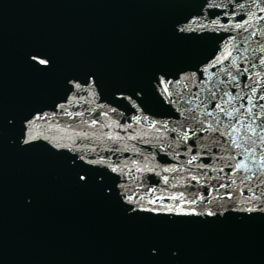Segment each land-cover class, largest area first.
<instances>
[{
	"label": "snow or ice",
	"instance_id": "6c2138e0",
	"mask_svg": "<svg viewBox=\"0 0 264 264\" xmlns=\"http://www.w3.org/2000/svg\"><path fill=\"white\" fill-rule=\"evenodd\" d=\"M209 9H221L222 16L227 19L221 21V14H215L217 18L210 19L207 14ZM194 22H196L195 26H193ZM262 22H264V0H227V2L202 0L194 13L189 11L178 14L171 21V30L175 37L182 40L216 39L219 42L213 44L211 53L196 63L175 68H160L152 73L150 81L152 99L161 107L165 104L172 105L182 119L156 120L148 115L132 117L138 122L147 121L150 128L165 135L176 133L175 136L168 137L171 142L167 144V147L172 148V143H175L176 148L183 147L184 155L191 154L185 162L187 166L208 168L219 173H224L226 168L230 169L232 174L250 173L244 177V180L252 181L255 178L259 181L257 187L264 184V77L261 76L264 71V23ZM218 32L234 34L224 37L210 35V33ZM257 37H259L255 40L257 47L251 49L252 58L242 55L250 51V48L245 45H249L250 41ZM22 56L24 67L33 76L38 78L60 76V89L51 98L50 103L39 106L38 103L32 104L23 111L0 108V130H10L8 143L12 147L25 153L39 149L52 157L62 158L66 167L72 170L77 187L86 189L95 185L102 197L114 202L126 217L176 224L205 225L226 220L232 212L244 213L239 217L243 221L264 218V193L258 196L251 187L247 188V191L251 193L250 198L242 202L246 205L245 207L236 206L239 202L235 201L231 192H226L225 195L233 200V207L228 208L223 203H218L215 208H210L206 205L213 201L207 200L204 194L189 199L185 191L172 192L168 196L153 195L148 198L146 204L137 197L133 206L135 194H129L125 185L117 184L115 177L110 175V173H116L122 177L123 167L118 162L108 163L104 157L90 159L87 155H78L80 149L76 146V142L72 140L70 143H63V138L54 134V129H59L61 125L54 124L50 119L57 116L82 117L83 112L74 113L69 111V107H75L79 101L88 103V96L95 99L104 93L100 72L88 69L72 74H61L57 55L50 47L43 44L29 46ZM243 64L247 66L242 67ZM218 65L221 66L219 71L229 79L227 81L220 79L219 84L216 85L212 83L216 72L211 71V74H208ZM257 68L260 70L255 73L250 72V69ZM225 83L240 91L233 92L231 89L220 88V85ZM201 85H208V87L201 88ZM201 91L206 93L203 99L200 96ZM133 96H136L140 102L137 103ZM109 98L111 104H121L126 99L132 107L141 113L144 112L141 108V104L146 100L143 89H133L131 94L128 93V88L113 89L109 95L105 96V99ZM193 101L196 103L193 104ZM111 104H98L96 107H107L108 111L102 114L108 116L109 111H118L117 108L111 107ZM49 109L51 111H48ZM57 109L59 112L56 111ZM256 109L259 111L257 112ZM89 111H95V109H89ZM90 123L97 124L99 121L92 119ZM170 123H174L175 126L170 127ZM157 125L161 127H156ZM124 127L128 128L131 125ZM200 132H206L208 135L200 136ZM84 137H87V133H84ZM193 137L195 141L189 143ZM129 138L143 139L137 136ZM107 139L115 142L120 137L119 135L108 136ZM203 140L208 143H200ZM159 146L161 149L165 147L163 143ZM197 147L199 151L193 152V149ZM214 148L219 151L214 152ZM120 150L117 148L114 151ZM134 151L143 156L139 148H134ZM173 154V158L180 155L175 152V149ZM202 156L215 160V165L205 162L194 164L201 161ZM143 158L145 161L149 160L147 156ZM132 162L138 165V161ZM97 166L106 170L100 171ZM159 167V164L154 167L145 165L144 168L137 166V171L155 172L157 176H160L161 173L156 171ZM178 167L169 164L163 167L162 171L175 172ZM186 171L193 181L200 182L203 176L205 182L201 186L206 191L208 179L219 180V177L209 178L207 173L192 175L191 167L186 168ZM162 180L164 184H168L169 176H162ZM171 186L177 187L176 184ZM219 186L226 189L230 187L225 184ZM148 190L153 191L151 188ZM20 195L25 206L34 204L35 192L25 189ZM198 203L205 206L198 208L196 207ZM161 247V241L148 240L147 255L150 258H158ZM168 251L170 255L167 264H181V248L170 247ZM152 264H158V261L153 260Z\"/></svg>",
	"mask_w": 264,
	"mask_h": 264
},
{
	"label": "water",
	"instance_id": "95a60500",
	"mask_svg": "<svg viewBox=\"0 0 264 264\" xmlns=\"http://www.w3.org/2000/svg\"><path fill=\"white\" fill-rule=\"evenodd\" d=\"M27 83L35 80L28 78ZM56 86L57 81L52 88ZM18 109L9 106L8 110ZM0 166L8 170L4 177L10 186L20 181L21 168L43 173L40 161L23 159L19 153L0 154ZM151 239L162 243L158 258L147 255L146 242ZM177 246L182 250L181 264H204L205 259L209 264L218 263L170 237L101 211L55 202L25 206L22 199L0 200V264H152L153 260L167 264L168 249Z\"/></svg>",
	"mask_w": 264,
	"mask_h": 264
}]
</instances>
